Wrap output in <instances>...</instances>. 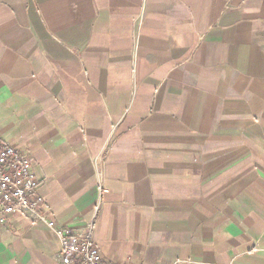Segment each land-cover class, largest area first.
<instances>
[{"label": "crops", "instance_id": "0c3cea01", "mask_svg": "<svg viewBox=\"0 0 264 264\" xmlns=\"http://www.w3.org/2000/svg\"><path fill=\"white\" fill-rule=\"evenodd\" d=\"M0 139L43 219L0 264H60L45 221L105 264H264V0H0Z\"/></svg>", "mask_w": 264, "mask_h": 264}, {"label": "built area", "instance_id": "2783aa9c", "mask_svg": "<svg viewBox=\"0 0 264 264\" xmlns=\"http://www.w3.org/2000/svg\"><path fill=\"white\" fill-rule=\"evenodd\" d=\"M102 192H106L103 190ZM42 204L38 194V182L31 172L30 159L18 149L0 139V224L15 214H28L35 220H43L37 214ZM56 235L59 244L60 264H105L92 238V227L83 233L45 221ZM173 264H190L176 261Z\"/></svg>", "mask_w": 264, "mask_h": 264}]
</instances>
